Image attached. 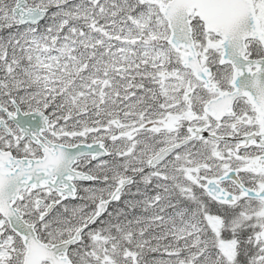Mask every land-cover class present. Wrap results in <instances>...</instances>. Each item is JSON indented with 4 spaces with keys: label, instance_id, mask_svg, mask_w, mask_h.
<instances>
[{
    "label": "snow or ice",
    "instance_id": "1",
    "mask_svg": "<svg viewBox=\"0 0 264 264\" xmlns=\"http://www.w3.org/2000/svg\"><path fill=\"white\" fill-rule=\"evenodd\" d=\"M0 264H264V0H0Z\"/></svg>",
    "mask_w": 264,
    "mask_h": 264
}]
</instances>
